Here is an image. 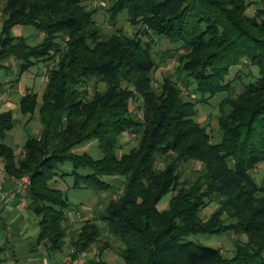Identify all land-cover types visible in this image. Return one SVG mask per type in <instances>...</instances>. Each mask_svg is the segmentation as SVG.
I'll list each match as a JSON object with an SVG mask.
<instances>
[{
    "label": "trees",
    "instance_id": "trees-1",
    "mask_svg": "<svg viewBox=\"0 0 264 264\" xmlns=\"http://www.w3.org/2000/svg\"><path fill=\"white\" fill-rule=\"evenodd\" d=\"M0 7V65L13 57L23 73L48 63L41 101L34 93L20 100L23 116L40 123L20 155L5 142L18 119L0 113V156L12 176H30L26 197L41 218L40 240L62 250L68 238L72 257L96 251L98 264L108 249L122 264H264V179L255 177L264 163V0H110L109 34L84 0ZM124 10L137 27L132 35L117 27ZM16 25L34 26L43 40L12 35ZM158 39L174 44L167 51L178 65L155 86ZM247 61L258 74L237 91L242 75L233 68ZM186 90L201 97L186 98ZM222 93L214 142L196 116L199 103ZM94 140L100 156L75 151ZM67 161L74 187L100 195L94 216L77 224L66 193L50 183ZM228 231L232 257L195 238Z\"/></svg>",
    "mask_w": 264,
    "mask_h": 264
},
{
    "label": "crops",
    "instance_id": "crops-1",
    "mask_svg": "<svg viewBox=\"0 0 264 264\" xmlns=\"http://www.w3.org/2000/svg\"><path fill=\"white\" fill-rule=\"evenodd\" d=\"M1 15L0 7V31ZM14 36H23L30 44H38L44 38L43 32L37 29L25 33L17 29ZM42 63L44 68L37 64L23 73L18 61L13 57L0 65V113L12 111L18 119L16 126L7 133L5 142L9 145V140L19 137L20 134L25 139L24 145L27 137L39 130L38 118L29 121L21 113L20 100L24 95L34 93L41 101L46 87L48 65L43 61ZM18 181L19 178L7 171L5 161L0 156V264H95L96 251L89 250V253L72 257L68 238L65 239L62 250H53L46 240L39 239L41 218L29 207L26 189H21ZM79 215L80 213H77L78 220L81 219ZM71 221L70 223L76 222ZM111 252L116 253L108 249L100 253L98 258L105 264H110L105 258L102 259V255L106 256Z\"/></svg>",
    "mask_w": 264,
    "mask_h": 264
},
{
    "label": "rangeland",
    "instance_id": "rangeland-1",
    "mask_svg": "<svg viewBox=\"0 0 264 264\" xmlns=\"http://www.w3.org/2000/svg\"><path fill=\"white\" fill-rule=\"evenodd\" d=\"M109 1L110 0H84V3H86L89 6L98 7L99 10L95 13L94 18L97 21V23L102 27L103 32L106 34L112 33L114 31V26L110 23L109 14L106 10L108 8ZM248 1H253V0H248ZM255 7L256 6L254 5H251L249 7L248 11L251 15L254 14ZM127 18H128L127 10L122 11L118 15L117 27L124 28L127 34L132 35L134 31L137 29V27L130 26L127 23ZM17 29L25 33L28 30L36 29V28L31 25H16L15 27H13L11 31L12 35L15 34ZM172 46H174L173 43L171 44L170 42L168 41L165 42L161 39L160 40L158 39L157 43L154 46L156 51L154 53V57L158 64L156 69L152 72V77L154 79L155 86H158L160 84L164 76L169 74L174 75L176 72V67L178 64L175 58L172 57L171 53H168L167 51ZM39 67L44 68L42 62L39 63ZM237 71H239L240 74L242 75V79L236 81L235 86L237 91L241 90L243 86L247 84L249 81L253 79L255 80V77H257L258 74L257 68L251 65L250 61H247L241 65H238L237 67H234L232 75H234V73H236ZM225 95L226 93L218 94L214 98L209 99L208 103L198 104V114L196 118L197 120L201 121L204 125L208 126V128L212 132L214 142H218L221 140V134L219 133L218 122H217V116L219 113L218 103ZM185 97L193 100L195 99L197 100L201 96L196 95V98L194 96L190 97V94H188V91L186 90ZM35 118L33 120H35ZM24 140H25L24 137H22V134H20L19 137L17 138L15 137V139L9 140V143L15 147L18 153L21 152V150L23 149ZM133 143L134 141H130L129 144L126 145L121 150V152L129 150L132 147ZM75 151L78 153L87 152L93 155L94 157L100 156L98 141L95 140L91 142L79 144L78 146L75 147ZM73 170L74 167L70 161L63 163L62 165L59 166L58 172L63 173L64 176H59L50 182L51 186L59 188L66 193L68 200L71 204L70 210L68 212L69 221L72 220L71 222H75L76 220L79 219L77 213L78 214L80 213L81 218L93 217L94 216L93 209L100 200L99 199L100 195L97 194L93 189L74 187L75 175L73 174ZM255 177L259 182H261L264 179V163L259 164L258 167L256 168ZM166 198H168V196ZM167 206H168V201L167 199H164L160 203V207L165 208ZM216 206L217 204L214 203L210 204L208 207L204 209L203 214L209 215V213L213 209H215ZM78 222L79 220L73 224H77ZM232 237H233V233L230 231L223 232L217 235L199 234L195 236L196 240L205 246H210L213 248H221L222 251L225 253V255L228 257H232L234 255V244ZM97 256L98 255L96 254L95 256L96 259ZM104 258L105 260H108L110 264L123 263L122 258L118 254L113 252L109 253L108 255L106 254V256L102 255L103 260Z\"/></svg>",
    "mask_w": 264,
    "mask_h": 264
},
{
    "label": "built area",
    "instance_id": "built-area-1",
    "mask_svg": "<svg viewBox=\"0 0 264 264\" xmlns=\"http://www.w3.org/2000/svg\"><path fill=\"white\" fill-rule=\"evenodd\" d=\"M31 183V179H30V176L28 175H24L23 177L19 178V181H18V186L21 188V189H27V187L30 185ZM85 254V253H84ZM83 254V255H84Z\"/></svg>",
    "mask_w": 264,
    "mask_h": 264
}]
</instances>
